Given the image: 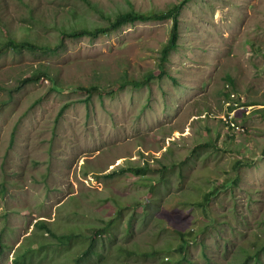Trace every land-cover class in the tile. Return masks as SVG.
I'll return each mask as SVG.
<instances>
[{
    "label": "rangeland",
    "instance_id": "374dc122",
    "mask_svg": "<svg viewBox=\"0 0 264 264\" xmlns=\"http://www.w3.org/2000/svg\"><path fill=\"white\" fill-rule=\"evenodd\" d=\"M95 1L111 13L127 1L144 11L180 4L178 48L166 74L139 88L117 84L125 70L135 80L160 70L170 17L66 38L55 54L0 55V240L8 244L0 264H75L97 228H106L95 242L101 255L79 264H165L180 242L176 231L193 229L196 263L205 264L204 241L217 264H231L225 248H248L251 231L264 236V0ZM22 2L42 16L33 38L59 43L55 26L68 19L51 16L64 1ZM77 4L89 25L106 22ZM2 7L19 39L26 6ZM40 66L65 88L47 79L16 88ZM90 84L99 89L84 101L77 87ZM147 163L145 174L134 172ZM217 187L220 225L203 233L199 202ZM39 220L73 237L69 245Z\"/></svg>",
    "mask_w": 264,
    "mask_h": 264
},
{
    "label": "trees",
    "instance_id": "16d2710c",
    "mask_svg": "<svg viewBox=\"0 0 264 264\" xmlns=\"http://www.w3.org/2000/svg\"><path fill=\"white\" fill-rule=\"evenodd\" d=\"M64 3L60 4L62 11L52 12L51 17H55L56 20H52L51 22L57 23L59 22L58 18L63 17L68 19V25L62 23L59 26H55L59 34V43H56L53 46L42 45L39 43V37L36 35L33 38V32L38 23L42 22V17L38 14V11L33 9L30 6H27L19 0L20 4L26 6V16L25 18H21L20 23V31L22 35L17 38L16 32L11 29L5 22V19L2 17L0 13V55L5 53L8 50H12L13 52L20 54L25 50L29 52H41L46 54H55L63 48L64 40L66 38L79 39L82 36L95 37L99 34L108 33L114 30H117L122 25L127 23H134L136 21H155L161 20L166 17L172 18L173 24L171 27V32L168 40L163 43L162 48L160 50V60L158 66L160 68L159 71H149L147 73L146 79L135 80L131 75L125 70L122 75V79L124 82L117 84L118 88H124L126 83L131 82L133 87L139 88L147 84L151 78H162L164 74H166V62L169 60V55L173 50L178 48V39H179V25H178V11L180 8V4H173V6L168 9H158V8H149L144 10H137L131 6V3L127 1V7H116L114 11L111 13L106 11L98 4L95 0H61ZM85 3L86 7L89 10H93L98 13L99 17L105 19V23H96L94 25L88 24V19L80 13L78 6L79 4L75 2ZM9 0H0V10L2 5L5 7L8 6ZM23 17V16H22ZM41 79H47L50 83H53L54 87L58 86V88H65L60 82H58L55 78H53L50 74V71L45 66H40L37 69H34L33 72L27 77L20 78L18 80V84L16 88H20L23 85L35 83L41 81ZM232 81V80H231ZM99 89L98 84H90L88 87L78 86L77 91L82 92V94H86L82 100L89 101L90 97H92ZM70 102H65L58 111L57 116L60 117L65 109L68 108ZM256 104V103H255ZM257 110V109H256ZM227 127L231 129H237L233 122L226 121ZM243 130V129H242ZM216 141V139H215ZM237 166H241L244 163L243 159H237ZM148 166V163L144 166L134 169V172L139 174H145V170ZM164 167V165H163ZM165 168V167H164ZM221 191V188L217 187L213 190H209L205 193V196L201 202H199L200 206L203 208L205 215L208 217V222L206 225L202 226V232L205 233L207 229L212 231L213 229H218L220 225L219 218L217 214L213 211V199L217 198ZM237 205V204H235ZM236 212V209H234ZM37 226L45 229L46 233H50L52 236L56 237L60 243L68 244L69 241L72 240L73 237H69L66 235H56L51 228L48 226L45 220H39ZM238 225V219H237ZM106 228H97L94 230V234L91 236L90 241L87 243V247L83 249V253L78 260H76L75 264H79L81 258H90L92 255H101L96 251L95 242L97 240L98 235H101ZM234 229V228H233ZM178 236L180 238V242L177 247H175V255L169 258L165 264H198L195 262V257L192 256L191 253V244L196 242V235L198 230L193 229L189 232H183L181 230H177ZM233 233H236L233 230ZM222 234H219L218 237H222ZM195 236V237H194ZM85 239V238H84ZM249 244L248 248L245 245H239L233 252H230V249L227 247L223 251V255H232L233 262L231 264H257L260 262L261 258L264 255V236H261L257 232L251 231L248 233ZM202 258L205 260V264H217V260L208 253V248H206L205 242L202 241ZM8 247L7 243L1 242L0 240V257L3 255L4 248ZM129 250V249H128ZM128 250H125L124 253L128 254L130 257L135 256V253H131ZM201 263V262H200Z\"/></svg>",
    "mask_w": 264,
    "mask_h": 264
}]
</instances>
